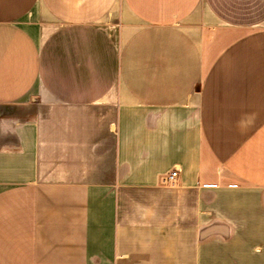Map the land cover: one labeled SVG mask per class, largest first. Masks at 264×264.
<instances>
[{"label":"crops","instance_id":"0c3cea01","mask_svg":"<svg viewBox=\"0 0 264 264\" xmlns=\"http://www.w3.org/2000/svg\"><path fill=\"white\" fill-rule=\"evenodd\" d=\"M0 264H264V0H0Z\"/></svg>","mask_w":264,"mask_h":264},{"label":"built area","instance_id":"2783aa9c","mask_svg":"<svg viewBox=\"0 0 264 264\" xmlns=\"http://www.w3.org/2000/svg\"><path fill=\"white\" fill-rule=\"evenodd\" d=\"M177 174L176 170L171 171L166 177L163 178V181L165 182H171L175 179Z\"/></svg>","mask_w":264,"mask_h":264}]
</instances>
